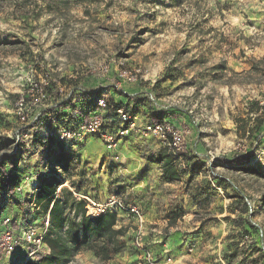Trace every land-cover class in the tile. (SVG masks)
I'll return each mask as SVG.
<instances>
[{
	"label": "rangeland",
	"instance_id": "obj_1",
	"mask_svg": "<svg viewBox=\"0 0 264 264\" xmlns=\"http://www.w3.org/2000/svg\"><path fill=\"white\" fill-rule=\"evenodd\" d=\"M121 69L139 70L138 81L121 82L120 99L141 123L159 119L155 110L188 129L187 169L177 167L171 182L161 168L158 174L153 138L129 137L119 146L122 161L112 162L89 136L50 171L62 178L59 197H73L71 188L90 197L133 195L150 249L178 235L171 249L186 244V264H264V140L237 132L240 120L253 130L255 117L264 119L254 105H264V0H0V156L22 178L46 172L37 139L26 137L37 127L23 128L15 115L30 80L47 73L91 90L116 85ZM10 197L0 202V219L28 220L30 199L18 191ZM120 224L128 237L121 256L102 261L85 249L70 264H135L133 220L124 214ZM21 261V247L0 253V264Z\"/></svg>",
	"mask_w": 264,
	"mask_h": 264
},
{
	"label": "built area",
	"instance_id": "obj_2",
	"mask_svg": "<svg viewBox=\"0 0 264 264\" xmlns=\"http://www.w3.org/2000/svg\"><path fill=\"white\" fill-rule=\"evenodd\" d=\"M104 71L108 69L105 68ZM138 77V69L134 71L121 69L117 73L116 85H102L86 90L78 88L72 80L52 79L49 74L45 73L41 80H30L29 85L22 89L15 101V115L23 128L37 127L33 135L29 134L26 137L30 141L32 138L37 139V152L45 156L44 164L47 165L43 168L46 172L40 174L31 171L26 174L12 193L2 192L5 197H10L17 191L21 195H26L30 199L29 205L33 212L28 220L15 222V225L10 215L0 219V253L2 256L9 257L20 247L24 250V260H33L37 254L48 253L49 249L44 243V234L49 225V215L47 213L40 217L35 214L39 207L34 197L39 191L42 176L48 175L50 170L57 168V165L53 163L54 158L61 152H69L77 145H84L89 136L102 141L106 149L112 153V155L105 156V159L112 162L122 161L119 146L129 137L135 135L143 140L153 138L157 141L158 149H166L179 169H187L182 158L188 132L185 126L175 125L164 115H159L161 117L159 119L141 123L129 109L124 106L115 107L122 101L120 99L122 95L126 94L121 88V82L135 83ZM114 92L118 93L119 98L116 99ZM64 94L66 95L63 96ZM146 98L155 103L152 95L148 94ZM51 102L54 104L52 105ZM79 103L82 105L77 106ZM126 103L127 101H124V104ZM19 140L20 136L17 134L16 144ZM57 146L61 149H57ZM17 149L18 146L15 145V153ZM58 178H60V173H58ZM70 190L76 200L85 201L86 216L95 217L106 212L130 216L134 223L133 245L138 255L135 264H159V259L146 243V218L137 204L126 203L122 197L115 194L99 200L76 192L72 188ZM58 191L59 187L56 188V195ZM164 252L165 260L171 262V257L167 255L168 250L165 249Z\"/></svg>",
	"mask_w": 264,
	"mask_h": 264
},
{
	"label": "trees",
	"instance_id": "obj_3",
	"mask_svg": "<svg viewBox=\"0 0 264 264\" xmlns=\"http://www.w3.org/2000/svg\"><path fill=\"white\" fill-rule=\"evenodd\" d=\"M80 105L82 104L79 103L77 106ZM129 105L120 101L115 107L124 106L128 109ZM254 105L257 110L261 109L262 113L264 112V105L259 107L257 102ZM260 115L261 113L254 119L255 129L247 130L245 120H240L237 132L243 136L246 135L249 140L253 139L262 143L264 119H260ZM57 149L61 147L57 146ZM64 153H59L53 163L58 166L63 165L60 155ZM151 160L160 166L166 181L179 179L177 166L166 149H157ZM14 164L10 157H0V202L6 198L2 195L3 193H12L21 182L22 177L18 175ZM61 181L62 178L61 176L58 178L57 172H49L48 175L42 176L39 191L35 196L36 205L39 207L36 214L40 217L47 213L49 215V225L44 234L48 253L37 254L33 260H24L19 264H69L79 252L85 249L92 251L100 260L107 261L112 254H117L125 247L123 236L127 228L117 227L116 213L106 212L95 217L86 216L83 199L76 200L74 197L56 195V188ZM248 208V204L243 203L244 212H247Z\"/></svg>",
	"mask_w": 264,
	"mask_h": 264
},
{
	"label": "crops",
	"instance_id": "obj_4",
	"mask_svg": "<svg viewBox=\"0 0 264 264\" xmlns=\"http://www.w3.org/2000/svg\"><path fill=\"white\" fill-rule=\"evenodd\" d=\"M133 93H135V92H133ZM133 93H131V94H133ZM153 114H158V115H164L163 113H159V112H157V111H155V110H153ZM158 165V164H157ZM159 171H160V167H159V169H158ZM162 171V170H161ZM161 171H160V173L158 172V174H161ZM144 179L143 180H146V178L145 177H143ZM162 181H164V179H162ZM144 182V181H143ZM133 186V185H132ZM135 186H133V188H134ZM140 190V189H139ZM142 191V190H141ZM11 197H6L5 199H4V201H7V200H9ZM35 198V197H34ZM91 198H96V199H99V200H102V199H105L106 197H91ZM123 198V200L126 202V203H135V204H138L139 205V200H137L136 199V197H134L133 195H131V197H122ZM1 201V200H0ZM143 207V206H142ZM149 215L151 214V212L148 210V212H147ZM36 214V213H35ZM124 214H120V215H117V218H118V220H117V227H120V226H122L121 224H120V218L123 216ZM38 216V215H37ZM18 222V221H17ZM126 238H128L127 237V234L126 235H124L123 236V239H126ZM157 237H154L153 238V242L154 241H157ZM180 242V240H179V236L178 235H174V236H171L168 240H167V242H165V244L164 245H160V244H155V245H152V251L154 252V253H161V256L160 257H158V259H159V264H173V261H171V262H167L166 260H165V249H170L171 250V252L172 253H167V255H169L170 257H171V259L174 257V264H186V262L185 261H183V258H184V254H183V251H184V249H185V246H186V244L185 245H183L182 247H178V248H175L174 250H172L171 249V247H174L175 246V244H177V243H179ZM117 256H121V253L120 252H118L117 254H116ZM125 254H123V256H124ZM185 260V259H184Z\"/></svg>",
	"mask_w": 264,
	"mask_h": 264
}]
</instances>
